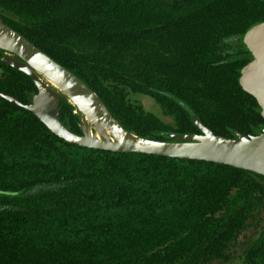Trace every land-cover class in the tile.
<instances>
[{
	"label": "trees",
	"instance_id": "trees-1",
	"mask_svg": "<svg viewBox=\"0 0 264 264\" xmlns=\"http://www.w3.org/2000/svg\"><path fill=\"white\" fill-rule=\"evenodd\" d=\"M0 19L137 138L199 135L193 120L222 138L264 127L238 85L251 60L241 39L264 22V0H0ZM3 57L0 93L27 105L34 84ZM128 94L150 97L173 127ZM59 121L80 134L63 96ZM263 209L264 177L69 145L0 99V264H264V222L245 237Z\"/></svg>",
	"mask_w": 264,
	"mask_h": 264
},
{
	"label": "water",
	"instance_id": "water-1",
	"mask_svg": "<svg viewBox=\"0 0 264 264\" xmlns=\"http://www.w3.org/2000/svg\"><path fill=\"white\" fill-rule=\"evenodd\" d=\"M251 60L241 69L238 85L251 96L264 119V22L251 27L241 39ZM1 62L24 74L34 84L35 95L27 105L0 93V99L36 117L66 144L113 154H137L185 161H202L247 171L264 177V127L256 136H214L193 120L199 135L167 133L170 142L137 138L125 131L96 95L76 76L55 63L0 19ZM53 85L58 91L48 87ZM62 95L80 117L79 135L59 121Z\"/></svg>",
	"mask_w": 264,
	"mask_h": 264
},
{
	"label": "rangeland",
	"instance_id": "rangeland-1",
	"mask_svg": "<svg viewBox=\"0 0 264 264\" xmlns=\"http://www.w3.org/2000/svg\"><path fill=\"white\" fill-rule=\"evenodd\" d=\"M48 87L53 89L54 91H56V89H54L52 86H50V84H48ZM59 96H62V95H59ZM127 99L129 100V102L135 103V104L141 106V108L143 109L144 112L152 114L153 116L158 118L163 124H165L169 127H173L172 119L169 116L164 115L162 113L160 107L150 97L142 96V95H136V94H128ZM259 217H260V224H258L256 228L254 226L251 228H248L245 232V237L247 240V246L252 241H254L257 238V236L259 235V227H261L263 225V222H264V209L260 213ZM240 242H243V240L241 239ZM237 257H235V259L233 261H231L230 263H226V264H243L242 258L239 256H237ZM214 264H222V263H214Z\"/></svg>",
	"mask_w": 264,
	"mask_h": 264
},
{
	"label": "bare ground",
	"instance_id": "bare-ground-1",
	"mask_svg": "<svg viewBox=\"0 0 264 264\" xmlns=\"http://www.w3.org/2000/svg\"><path fill=\"white\" fill-rule=\"evenodd\" d=\"M50 86H52L54 89H56L53 85L50 84ZM52 90H53V89H52ZM56 91H58V90L56 89Z\"/></svg>",
	"mask_w": 264,
	"mask_h": 264
}]
</instances>
